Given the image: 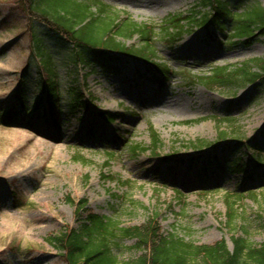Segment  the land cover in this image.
<instances>
[{"label": "rangeland", "instance_id": "1", "mask_svg": "<svg viewBox=\"0 0 264 264\" xmlns=\"http://www.w3.org/2000/svg\"><path fill=\"white\" fill-rule=\"evenodd\" d=\"M100 1L121 19L155 28L170 15L209 9L200 0ZM225 1L264 7V0ZM26 15L15 0H0V264H65L47 238L77 226L66 197L86 201L90 211L121 226L141 224L155 212L165 234L200 244L224 239L231 249L228 196L236 203L238 234L245 230L249 241L264 242V162L251 160L264 161V76L259 85L214 89L191 78L215 66L263 61L264 32L247 44L210 25L186 24L170 43L156 39L155 29L150 64L125 54L72 63L66 46L50 41L59 88L51 109L39 56H29ZM119 40L141 44L138 35ZM70 88L82 95L74 109L67 107ZM150 130L158 149L132 153L131 145L150 144ZM198 139L212 144L192 147ZM76 154L86 161L74 160ZM26 166L32 167L19 171ZM132 244L120 240L114 253L133 257Z\"/></svg>", "mask_w": 264, "mask_h": 264}, {"label": "trees", "instance_id": "2", "mask_svg": "<svg viewBox=\"0 0 264 264\" xmlns=\"http://www.w3.org/2000/svg\"><path fill=\"white\" fill-rule=\"evenodd\" d=\"M238 1V0H236ZM18 8L26 15L24 31L28 35L29 56H39L37 73L41 77L46 104L55 108L59 96L56 71L51 60L48 44L53 41L65 45L72 63H90L95 60L114 59L115 54H125L153 63V35L156 39L170 43L185 30V25L211 26L223 36L244 39V43L254 41L264 32V7L259 3L230 7L231 1L200 0L205 12L192 11L189 15L173 14L166 17L158 28L138 25L121 19L116 11L100 0H15ZM164 26V27H163ZM138 35L140 46H127L124 39ZM156 65V64H155ZM255 66L253 68V66ZM156 67H159L156 65ZM256 68V69H255ZM27 65L23 67L26 71ZM264 60L254 59L234 66H215L207 73L191 76L194 82L208 89L219 87H240L263 83ZM68 108L74 109L81 101L78 88H70ZM21 103L24 102L17 92ZM41 98H37L36 104ZM11 113V112H10ZM107 116V112H101ZM11 115L9 114L8 117ZM114 121V120H112ZM220 140L225 133L219 132ZM235 143H240L235 141ZM160 144L157 134L150 130V144L131 145L134 154L144 151L154 153ZM212 142L198 139L192 147H209ZM76 161L86 159L76 154ZM254 164H263L260 156L251 157ZM108 165V160L104 162ZM104 180H117L109 174H102ZM118 181V180H117ZM77 226H64L48 236V240L61 252L65 264H264V242L253 243L235 229L237 209L235 200L225 196V224L234 229L230 234L231 249L220 239L213 243H195L174 233L165 234L156 214L148 216L141 224L121 226L117 221L90 211L82 199L73 201ZM231 229V230H232ZM131 239L130 249L136 255L119 259L114 253L120 249V240Z\"/></svg>", "mask_w": 264, "mask_h": 264}, {"label": "bare ground", "instance_id": "3", "mask_svg": "<svg viewBox=\"0 0 264 264\" xmlns=\"http://www.w3.org/2000/svg\"><path fill=\"white\" fill-rule=\"evenodd\" d=\"M31 167H32V166H26L25 169H23V168L21 169V168H20L19 171L22 172V171H25V170H27V169H29V168H31Z\"/></svg>", "mask_w": 264, "mask_h": 264}]
</instances>
